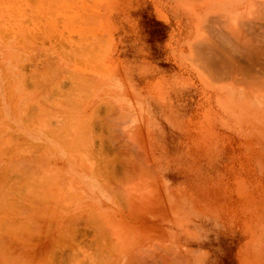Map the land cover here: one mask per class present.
<instances>
[{
    "label": "crops",
    "instance_id": "1",
    "mask_svg": "<svg viewBox=\"0 0 264 264\" xmlns=\"http://www.w3.org/2000/svg\"><path fill=\"white\" fill-rule=\"evenodd\" d=\"M153 1L155 2V10L158 13L161 12V10H159L158 7L161 8L160 6H164L165 8H168V10L171 12V18L172 17L176 18L175 27L170 28L169 32L167 33L166 40L163 43H157L156 47H155L156 53L159 54L160 57L163 56L160 59L158 65L160 64V65L167 66L170 69L169 72L166 71V69H162L160 67H155L151 73L143 72V73L137 74V73H134L133 71H131L129 74H124L123 70L125 69L126 65H124V68L122 70H120V72H116L113 75H107V74L102 75L100 73L90 74V73H85V72H82L80 74V73L74 72L75 74H79V75L75 76V74L72 73V74H74V76H72V75H70V76L75 77V78L73 79L71 77L68 79L69 82H72L74 80L72 82L74 84L68 82L66 84L62 83L59 85V83H58V84H56V86L59 85V87L57 88V91H56L57 97L54 96L55 97L54 98L53 95L51 96V94H53V93L49 94V96H51V98H54V100L52 99L53 101L52 100L51 101L53 103L55 102L57 104L56 106L54 105L55 108L53 107L52 104L50 105V103H52V102L49 101L50 100L49 96H48L49 98L47 99V95L43 96V99L41 97L38 100L39 102H36L33 99L27 100L25 92H24L25 89H22L21 82H20L19 91H18L19 104L17 107L14 106L15 107L14 108L13 105H11V101L9 100L10 98H8V96L10 97L9 89H7V91H6L5 84L3 82L2 83L0 82V99H1L0 119H1V125L4 127L5 126L8 127V125H9L8 130H6V131H5V129L4 130L0 129V132H1V134H0V152H1L0 153V160L1 161H9V147H8L9 143L8 142H9V138H10V127H12L13 132L16 133L14 135H16L18 137L20 136V138L24 137V139L18 138L22 141L23 145L26 143L24 141L26 139L27 142L29 141L28 143H30L31 146H33L35 144L34 147H36V148L40 147L38 149L40 152L44 151V152L48 153V155H49L48 161L51 165V170H50L49 176L51 177V181H53L51 184L54 183L53 185L55 187V190H54L53 185H51V186L49 185V187L46 186L47 189L45 186H38L39 188H35L36 186H34V189H37V190L38 189L44 190V188H45V190H47V192L45 190L43 191V193H45V194L48 193V194L52 195V192L54 191L53 195L50 197L51 201L49 203H51V204L48 203L47 205L46 204L42 205V204L37 203V202H34V204L31 203L30 202L31 199L27 200L28 198H31V197H27L28 195L26 194V192L22 191V189H21L22 187L18 186L17 189L14 190V192H19L18 191V189H19L22 191V192H19V194L21 193L24 195V193H25L26 197H24L23 195H20V196H23L24 198L20 197L21 201L19 200V202L21 203V202L25 201L24 203H22V207H25V209L27 211L25 210L26 211L25 212L24 209H22L21 205H20V207L15 206V208L11 209V210H14V212L16 213L19 209H21L22 212L24 211L23 213L27 217L23 213L20 212L21 210L17 212V216L14 214V212L10 214L8 212V210H10V209L4 208L5 204H3V206H2L3 212H6V215L10 214L11 217H12V214H13V216L15 215L17 217V220H16L15 216L13 218H10V215H9L6 217H9L10 219L2 218V223L6 222L9 225L11 224L10 227L13 225L15 226L16 224H18V225H16L18 227H20V225L22 227L23 224H24L23 226L26 227L25 226V223H26V225L28 224V226L30 225V227H36V229H34L35 231L37 230L41 234H43V232L45 231L47 233V234L45 233V235L46 236L49 235L51 237L54 235L53 233L57 232V229L59 228V226L65 227L66 229H64L63 241L66 240V248H67V244L68 245L74 244V245H72V247L68 246V248L65 249L64 256L69 257L71 255L70 258H74L76 255L77 258L81 259L80 264H98V263L105 264L106 260H107L106 264H117V261H118V264H123L125 261H126L125 264L127 262H130V261L132 262L131 264H136L133 261V258L131 257L133 255H134L133 256L134 260L136 258H137L136 261L139 259V261H137L138 264H140L142 262L140 260H143V259H144L143 261L145 264H146V261H148L147 264H149L150 262L152 264L153 263L152 261L154 258L161 257V256H163L164 260L167 258L165 260L166 262L164 264H187L188 261L190 260V258L195 256V255H200V258H202L203 256L201 254L192 255L191 257H189V259L185 258V256L188 255L187 253H185L186 248L189 247L191 244L196 243L198 241L199 235L201 233V225H200L199 231L195 228V226H199V223H196L199 220V212L197 210H195L190 204H188L189 203L188 200H185L182 197L179 198L178 196H176V194L178 193V186L177 187L171 186L168 183L169 167L170 166L167 164V160H165V155L168 154L169 151L167 149H160V145L158 143V134L160 132H163L164 130H167V128H173V130L177 132L178 139H180V137L183 139L182 143L179 141V143H180L179 145L182 144L181 148L185 147V140H187V139L189 140L188 152L190 153L192 159L194 160V155H195L194 153L197 150V143H198V139L200 137V130H202L201 132L204 131L205 135L207 137H209L208 139L212 140L213 128L218 121V115L219 114L224 115L227 119H234L235 120L237 118V120H238L240 118V122L241 121L246 122L247 125L250 124V125L258 127V126H261L259 124H264V75H263L264 72L260 71V70H264V69H262L264 67V64H263L262 68H260V66L257 68L258 65L262 66L261 63H264V60H263L264 59V56H263L264 51H261L262 48H263L262 50H264V47L262 46V45H264V28H263L264 27V19L259 20L261 17L264 18V12H263L264 9H262V7L264 8V6L260 5V4H263L262 2H264V0H153ZM258 2H261V3H259V5L262 6V7H260V11L262 13L259 11V13L257 12L258 13V15H257V13L253 12V11H255L256 9H259L258 8L259 5L257 6V8L255 7L256 9L254 8V6H256V4ZM239 11H240V13H239ZM207 13H208V16H207ZM217 16H219V17H217ZM213 17H215V18H213ZM216 17L218 18L217 21H216ZM256 17L259 18L258 19L259 23L257 22ZM164 18L165 19L163 21L165 23H170L169 17L166 16ZM251 18L253 19V21ZM213 19H215L214 24L212 23ZM221 19L223 20L224 23H226V25L228 24L227 26H229L231 24L228 27L231 30H228V31L225 30V29H227V27H226V25L223 24ZM246 19L247 20L249 19L248 20L249 23H246L247 22ZM219 20L222 23L218 24ZM237 20L240 21V23H242V24L238 25ZM244 20H246V22ZM254 22L256 23L257 27H256ZM208 23H211L210 26ZM243 23H245L246 25H243ZM247 24H249V25H247ZM259 24L262 26L260 27ZM213 25H215V27L218 25L216 27L217 29L212 28ZM223 25L225 26V29L223 28ZM241 25H243L244 27ZM206 26H209V27H206ZM219 26H220V30L218 29ZM237 26H240L241 28L240 27L236 28ZM221 28H223L224 32ZM211 29H213V31ZM261 29H263V30H261ZM215 30L216 31L218 30L217 33L214 32ZM244 30H245V32H242ZM250 30L252 31V33H249V32H251ZM220 32H222L221 33L222 35L220 34ZM225 32H228V34ZM247 33L250 34L251 36L248 35ZM216 34H217V36H216ZM224 34H226L225 37H224ZM232 34H236V35L233 36ZM215 37H217V38H215ZM227 37H228V39H227ZM230 37H232V39ZM247 37H249V38H247ZM251 37H252V39H251ZM256 37L259 38L260 41ZM241 39L245 44L242 43ZM249 40H250V42H249ZM212 41H213V43H212ZM234 41L236 43H234ZM240 41H241V43H240ZM260 42H262V45ZM229 43H231V44H229ZM251 43L252 44L255 43L256 45L255 44L252 45ZM208 44H210V45H208ZM211 44H213V45H211ZM240 44H241V46H240ZM257 45H261L262 47L257 46ZM231 46H233V47L231 48ZM237 46H239V48ZM249 46H250V49H249ZM219 47H221V48H219ZM257 47H258V49H257ZM203 51H205V53ZM231 51H233V52H231ZM234 51H235V53H234ZM230 52H231V54L229 55ZM251 52H252V54H251ZM255 52H256V54L259 52V54H257L258 56L255 54ZM260 52L263 53V55H261ZM241 53L243 54V56L241 55ZM220 55L222 57L224 56L223 59ZM225 55H227V57ZM228 55L230 56V58H229L230 62L226 59L229 57ZM252 56H254V58ZM260 56H261V58L263 57V59L259 58ZM232 57L234 58V60ZM165 58H166V60H164ZM200 59H201V61H200ZM214 59H217V60H214ZM230 59H232V60H230ZM115 60H117L119 62V64L117 63L115 65H117V66L123 65V61L121 59L116 58ZM259 60L261 62H259ZM198 61H200V62H198ZM231 61H232L233 65H231L232 64ZM249 61L251 62V64ZM238 62H239V64H237ZM240 62H242V63H240ZM104 63H105V60H103V64ZM216 63L217 64L219 63V68L221 71H219V68L217 67L218 65ZM256 63H258V64H256ZM201 64L203 65L204 69H202L203 67ZM212 64H214V65H212ZM234 64H236V66H237V68H235V69H234V67H235ZM241 64H242V66H241ZM220 65H222V66L225 65V66L224 67L221 66L222 67L221 68ZM251 65H252V67H251ZM211 67H213L215 69H213ZM240 67H241V69H240ZM243 67L244 68L247 67V70H246V68L244 69ZM248 67H250V68L248 69ZM256 68L258 70L260 69L258 73H261V75L256 73L258 71ZM224 69H227V70L225 71ZM238 69H239V73H238ZM228 70H230L232 72L234 71V73H232V75H231V72ZM253 70H256V72ZM208 71H209V73H208ZM235 71H237L236 73H238L242 76H240V78H238L239 75L238 74L236 75ZM244 71H246V73ZM248 71L250 72V74L247 73ZM251 73L252 74L255 73V74L252 75ZM85 74H86V76L88 74V77H86V78L87 79L91 78L90 79L91 82L90 81L88 82L85 80L83 82L82 78L85 77ZM224 74H226V77ZM247 74H249V75H247ZM229 75H231V76H229ZM256 75L259 79V82L256 81V80H258V79H256L257 77H254ZM79 76L82 78H80ZM245 76H246L247 80L249 81V82L246 81L249 87L244 82L246 80ZM78 78H80V80ZM86 78H84V79H86ZM243 78H245V80ZM249 78H253L256 83L258 82L260 84H258V83L257 84L256 83L250 84V81L253 83L254 80L253 79L249 80ZM75 79H76V81H75ZM235 79L238 81H236ZM78 80L80 81V83L77 82ZM260 80L263 83V85H261L262 83L260 82ZM111 81L114 82L113 85L110 84ZM242 81L244 83H242ZM82 83L85 84V87L88 83L92 84V85L95 83L96 88L95 87L93 88L94 85L93 86L90 85L91 86L90 87L88 84L87 85L88 88H86V90H83L84 87H82L83 85L81 86ZM255 84H256V86H255ZM258 85L261 86L263 91H261V88H258ZM78 87L81 89V91ZM91 88H92L93 92L90 91ZM20 89H21V91H20ZM22 90H24V91L22 92ZM89 92L93 93V94H90ZM62 94L65 97H63ZM73 94H74V97L72 96ZM87 94L88 95L90 94L89 97ZM44 97H45V99H44ZM55 99L57 102L55 101ZM67 99H69L70 101L69 100L67 101ZM71 99H72V102H71ZM41 100L44 103V105L46 104L48 107L41 105L42 104ZM101 101L103 102V104L108 102V106L106 107L105 105L101 104L102 103ZM21 103L23 105H21ZM33 103L36 106H34ZM61 103H62V105H61ZM66 103H67V105H66ZM68 103L70 106H73V107L70 108ZM73 103H74V105H73ZM98 103H100L99 107H98ZM28 104L31 107L33 106L35 108H33V107L28 108V106H29ZM37 104L39 107H37ZM95 104H96V106H95ZM59 107H60V109L61 108L62 109L58 110ZM65 107H66V109H64ZM76 107H78V108H76ZM108 107L111 109L113 108L112 110H115L114 113L111 112L112 110L109 109ZM12 108H14V109H12ZM43 108H44V111H43ZM45 108L47 109V112H45L46 111ZM105 108H107L108 111L111 110V111H109V113L111 112V114L115 115V117H116V115L119 117V114H120V117L122 119H121V121L119 120L120 118L118 119L119 120V121H117V122H119L118 127L122 133V134L120 133L121 139L123 138L122 140L124 142L127 140L126 141L127 145H125V143L120 139V136H119L120 134L117 135L119 130L116 131L117 129L116 130L114 129L115 132L111 131V129L113 130V128H116L117 125L115 126L114 125L115 123L113 124L111 122V120L113 119L114 116L111 117L110 116L111 114L109 115L106 112L107 110ZM23 109H27L26 111L29 110L28 113L29 112L30 113L28 114L25 110L22 111ZM39 109L41 112H38ZM64 110H65V113H64ZM36 111L38 112V115L46 114V116L40 115L37 117ZM68 111H71V112H68ZM91 111H93V112H91ZM25 112H26V115H25ZM33 112H35V114ZM49 113H51L52 116ZM47 114H49L50 116ZM106 114L108 115V117L111 118V120H110V118L107 117ZM32 115L36 118H34ZM21 116H23V117L21 118ZM47 116L49 117L48 120H46ZM99 116H101V117H99ZM102 116H104V118ZM105 116L108 119H106ZM27 117H29L31 119L33 117L34 123L32 122L31 119H30L31 121L30 120L27 121L29 119ZM40 117L42 118V120L45 123L48 121L49 124L48 123H46V124L47 125L51 124V126H49V127L45 126L46 124H44V122L39 119ZM49 119H51V120L49 121ZM104 119H106V120L104 121ZM35 120L37 122H35ZM66 120H67V122H66ZM107 120H109V122ZM116 120H117V117L115 120H112V121L116 122ZM221 120L224 121L223 117H221ZM80 121H82V123ZM83 121L86 123H84ZM25 122H27V123H25ZM60 122H61V124H60ZM67 123H68V125H67ZM70 123H71V125H69ZM76 123H78V124H76ZM104 123H105L106 127H104ZM108 123L113 124V126H115V127H113V128L111 127L110 129H107L111 125L110 124L109 126H107ZM22 124H24V125H22ZM32 124H34L35 127ZM55 124L57 126H55ZM85 124L86 125L89 124V125L85 126ZM58 125H59V127H58ZM73 126H75V127H73ZM82 126H83V128H82ZM42 128H44V129H42ZM74 128H76V129H74ZM45 129H47L48 131H46ZM61 129L64 131H62ZM106 130H107V134H109L110 136L113 135V137H109L106 134ZM45 131L49 132L50 135L48 136V134H46ZM69 131H70L71 135L68 133ZM108 131H111L110 133H113V134L111 135ZM82 132H84V133H82ZM87 134H89L90 136ZM115 134L117 137L116 140L114 139ZM52 135H53V137H52ZM60 135L63 137V139L65 138L64 139L65 141L62 139V137ZM93 135H95V136H93ZM118 136H119V138H118ZM78 137H79V140H78ZM86 137H87V139H86ZM108 137H109V139L111 138L110 142L107 141V140H109ZM52 138L55 139L56 141L53 140ZM89 138H91V139H89ZM106 138H107V140H106ZM112 138H113L114 142H118L119 141L118 139H120L122 142L119 141V144H118L119 146H118L113 142ZM124 138L125 139L127 138V139L125 140ZM6 139H7V141H6ZM4 141L6 142L7 146H6ZM82 141H84V142H82ZM97 141H100V142H97ZM63 142H64V144H63ZM120 142H121L122 146H121ZM2 143L4 145H2ZM67 143H68L67 149H71L73 147L72 150L66 151L65 146ZM77 143H79V144H77ZM85 143L89 144V146L92 144L90 146L89 150H86V149H88L89 146L86 145ZM22 144H21V146H22L21 150H22V148L25 147V145L23 146ZM72 144H73V146H72ZM111 144H112V146L113 145L115 146V149H113L114 146H113V148H111L112 146L110 147ZM42 145L44 147H41ZM124 145L126 146L127 149L129 148V146H130V148H132V149L129 148L131 151L129 149H128L129 151L126 150L127 156L130 154H133V155H131L133 157V158L131 157L132 158L131 163H129V161L131 160L129 158L130 156L129 157L126 156L127 160H128V158L130 159L128 161V165H127V163H125V162H127V160H125L126 158H123V157H125V156H123L125 153L124 149H126V148H124L125 147ZM84 146H87V148L85 149ZM98 146H99V148H98ZM69 147H71V148H69ZM78 147H80V148H78ZM83 147L85 150H83ZM121 147L123 148V150ZM50 148L52 150H50ZM90 149L91 150L93 149L92 152ZM79 150L81 153L79 152ZM85 151L88 152L89 154L85 153ZM133 152H135V153H133ZM71 154H73L74 156ZM95 154H96V156H95ZM88 155H90V156H88ZM97 155H98V157H97ZM92 156H95V157H92ZM115 156H116V158H115ZM75 157H78V158H75ZM63 159H64V161H63ZM80 159L83 162H81ZM95 159H96V161H94ZM106 160H108V161H106ZM57 162L60 164L57 165ZM116 163H118V164H116ZM100 164H102V165H100ZM104 164H105V166H104ZM107 164H108V166H107ZM84 165L87 167L86 168L87 172H84V170H82V169H85V167L83 168ZM111 165H113L112 168L110 167ZM124 165L125 166L127 165V167H125ZM66 167H68L69 169ZM94 168H95V170L99 169L98 171L96 170L98 172V176L100 175L99 177L96 176L95 173H97V172L94 170ZM123 168H125V169H123ZM0 169H3V170H1V172L2 171L3 172L2 173L0 172V179L2 181L1 185H3V182L5 181L4 178L7 179L6 177H8V175H9V169L6 167L5 168L1 167ZM126 169L127 170L131 169L133 174L130 175L129 172L131 170L127 171ZM5 170H7L8 172ZM109 170H111V171L108 172ZM133 170H135V171H133ZM105 171H106V173H104ZM58 172H59V174H57ZM111 172H113L115 175L112 174ZM123 172H124V174H123ZM125 172H127L128 174H126ZM4 173H6V174L8 173L6 175V177L3 176V175H5ZM54 173H55V175L56 174L57 175L55 176ZM121 174H122V176H121ZM107 175H109V177H110V178L108 177V180H110L109 181L110 183L106 182V181H108L106 178ZM129 175L133 177V178H131L132 179L131 182L129 181L131 179L127 178ZM139 175H140V177H139ZM60 176H62V177L60 178ZM111 176H112V178H111ZM114 176H116V177H114ZM52 177L53 178L58 177L60 179V181L57 180L56 182H54V179H52ZM65 177H67V178H65ZM102 178L104 180H106L105 183H104ZM114 179H115V182H117V183H120V181H121L120 184H122V182H123L122 185H124V182L127 181L126 179H128V182H130V183L127 182L128 184H126L124 186L114 183V186H113L112 183H113ZM111 180H112V182H111ZM57 182H59V186H58ZM60 182L62 184H64V186ZM64 182H66V183H64ZM55 183H57V184H55ZM65 184H67V185H65ZM109 184L111 187H109V186L108 187L110 189L112 188L111 190H109V188L106 186ZM115 184H116V186H115ZM3 186L0 187V193L2 194V196L4 193H9V190H10L9 186H4L6 189V191H5ZM41 187H42V189H41ZM64 187H65V189H62ZM49 188L52 189V191ZM114 188H115V190H114ZM48 190H50V191H48ZM121 190H122V192H121ZM34 191L35 190L32 191V194H36L38 192L37 191L35 193ZM57 191H59V192L61 191L60 193L65 191V193H63V195L59 193L60 195H58ZM49 192H51V193H49ZM56 192H57V194H56ZM116 192H118V193H116ZM39 193H40V191H39ZM54 193L56 194L55 196H54ZM68 193H72L75 195H77V193H78V194L82 195L83 198L79 199V201H77L74 204V202H72V201H74V196H72V198L69 197L70 198L69 199ZM111 193H113V194H111ZM64 194H66L67 197ZM63 196L65 198H63ZM116 196H119V198H124V199H119ZM58 197H60V198H58ZM114 197H116L117 200H116V198L114 199ZM22 199H23V201H22ZM71 199H73V200L71 201ZM66 200H67V202H66ZM26 201H29L33 205L32 206L33 208L31 210H30L31 206H29L30 203H28ZM59 201H61L63 206L60 205L61 203ZM19 202H18V204H19ZM68 202L73 203L74 206H72L71 208L67 207L68 205L65 206L64 204L68 203ZM116 202H117V204H116ZM35 203L37 204V207L39 206L38 208L36 206H34ZM53 203H55V204L53 205ZM56 203H59V204H56ZM126 204H128L129 206ZM124 205L126 207H123ZM27 206H29V207H27ZM57 206H58V208H56ZM151 206H154V207H151ZM48 207H51V208H48ZM63 207H65L64 210H63ZM147 207H149V208L151 207V208L148 209ZM67 208H69V209H67ZM43 209H45V211ZM46 209H50V210H46ZM41 210H43V211H41ZM55 210L57 211L56 213H55ZM180 210L181 211L191 210L192 214L187 215L188 217L187 216L184 217V215H182L180 213ZM28 211H29V213H28ZM46 211H49L51 213L49 214V212H46ZM81 212H85L84 216H86V217L89 216L88 214H89V212H91L90 216H89V218L91 217V220L90 219H84V222H81L83 220V217H84V216H82V220L79 221L80 220L79 218H81V217L78 215H83V214H80ZM92 212L95 213L94 215L96 216V218L98 217L97 220L99 219L98 222L96 220V225L98 224V226H99L102 223H103V225L105 224L104 227H106V228H103L104 229L103 231H105V229H107L106 231H108L111 234V236H109L108 232L107 233L102 232V228H100L101 225H100V227L97 226V228H99V231L97 228L93 229L92 226H94V224L92 225V223H95L94 222L95 217L94 216L92 217V215H91V214H93ZM30 214H31V216H30ZM36 214H38V215H36ZM75 214H78L77 215L78 218ZM3 215H5V214L3 213ZM3 215H2V217H4ZM35 215H36L37 219L35 218ZM52 215H53V217H51ZM45 216H46V218H45ZM67 216L68 217L71 216L70 219L68 220V222L70 221L69 224H68V222H66V220L68 219ZM170 216H172V219H173L171 221H169ZM18 217H20V218H18ZM42 217H43V219H42ZM86 217H84V218H86ZM55 218H57V219H55ZM72 218H74V220ZM93 218H94V220H93ZM156 218H159V219H156ZM185 218H186L188 224H185ZM11 219H12V221H11ZM47 219H48V221H47ZM76 219H78L79 223L74 224L77 222ZM19 220H22V221H20V223L21 222H24V223L19 225V223L17 222ZM71 220H73V221H71ZM85 220H88L91 222H87ZM164 220H167L166 226L164 225V222H163ZM14 221L16 222V224ZM27 221H29V223H27ZM57 221H59V222H57ZM108 221H109V224H108ZM0 222H1V220H0ZM8 222H11V223H8ZM37 222H41V223H37ZM44 222L46 224H44ZM6 223H5V226L8 227V229H6V230L7 231L9 230L7 232V236H8L9 235L8 233H10V229H9V225H6ZM32 223H33V225H32ZM50 223H51V225H50ZM62 223L67 224V225H62ZM84 223H86V224H84ZM88 223H90V224L88 225ZM37 225H39L38 226L39 229H37ZM69 225H70V227H69ZM78 225H79V228L77 227ZM84 225H86V226L88 225L89 228L84 226ZM190 225H192L193 227H192L191 231L188 232L186 227H188ZM3 226H4V224H3ZM41 227H42V229H41ZM47 228L49 229V231ZM51 228H52V230H51ZM85 228L87 231L83 230ZM71 230H72V232H71ZM88 230H91V231H88ZM94 230L96 232H94ZM3 231H5V229ZM67 232L69 233V235L71 232L70 239L67 235L68 234ZM74 232H76V233L78 232L77 233L78 236ZM98 232L100 234L99 237L97 236ZM72 233L74 234V237L77 238L76 240L72 236L73 235ZM79 233H80V235H79ZM38 234L39 233H37V235H36L35 232H34L35 236L33 234H31V236L33 235V237H34V239H33L34 241L35 240L37 241L38 236H40V234L39 235ZM103 234L107 235V236L103 237L102 236ZM19 235H20V230H19ZM81 235H82V237H81ZM94 235L97 237L95 238ZM171 235H173V237H174L173 238L174 244L167 243L169 241ZM33 237H31V238H33ZM65 237H66V239H65ZM101 237H103V238H101ZM186 237L190 240L189 246L186 244L183 245L185 240H186ZM31 238H29V239H31ZM108 238H110L111 241H109L110 239L108 240ZM83 239H84V242L82 241ZM98 239H100V240L98 241ZM68 240H71V241L69 242ZM93 240H94L95 244L94 245L89 244V242H92ZM107 240H108V242H107ZM95 241H98V243ZM112 241H114L113 245H109L110 243H112ZM86 242L90 247L89 249H90L91 254L94 253V255L96 256L97 252H98V256H96V257H98L100 262H98L99 260H97L94 255L92 256L90 254L89 249L88 250L86 249V248H88V246L85 244ZM104 243H106V244L108 243V245L104 246ZM115 243L116 244L118 243L117 244L118 246L116 245L118 248H115V246H114ZM84 244L87 246L86 248H84L85 247ZM108 246H110V248ZM103 247L105 249L108 248V250L110 249L109 253L114 248V250H116L115 252L117 254L114 255L115 252H111L112 254L109 255V253L107 254L108 250H105ZM91 249H93V250H91ZM95 249L97 250V252H95L96 251ZM67 250H69V251L67 252ZM85 250H86V252H85ZM72 251H75V252H72ZM92 251H93V253H92ZM71 252H72V254H71ZM104 252H105V255L103 254ZM48 253H50V255L51 254L52 255L50 256ZM48 253H45V255L42 256V257H44L43 260L40 259V255H37V253H35V255H33V259L36 260V264H47V262L49 264H52V263L56 264V261L53 259V256L55 255L56 257H58V255L55 253L53 254L52 252H48ZM73 253H75V254L73 255ZM138 254H141V255H138ZM106 255H109V259H107L108 256L104 257ZM113 255L115 257H113ZM135 255H137V256H135ZM34 256L35 257L37 256V258H35ZM45 256H47L48 259ZM110 256H112V258L115 259V260L113 259L114 260L113 262L110 261L111 260ZM142 256H143V258H142ZM50 257L53 259V261ZM99 257L106 258V259H101ZM127 258H128V261L126 260ZM147 258L149 260L150 259L151 260L149 261ZM85 260H87V261H85ZM82 261H84V263ZM101 262H103V263H101ZM159 262H160V264L162 263L161 261H158L157 264H159ZM64 264H68V261H66V263H64ZM127 264H129V263H127Z\"/></svg>",
    "mask_w": 264,
    "mask_h": 264
},
{
    "label": "rangeland",
    "instance_id": "2",
    "mask_svg": "<svg viewBox=\"0 0 264 264\" xmlns=\"http://www.w3.org/2000/svg\"><path fill=\"white\" fill-rule=\"evenodd\" d=\"M84 1H86L87 5H96V8H98H94L96 11L91 9V12L89 10L88 11L90 15L92 13L93 17H96L95 20L97 19V25L95 27L98 29L97 37L101 38L103 42H101V44H103L105 47V49L102 48L103 46L101 47L103 50H105L106 58L104 64L103 58L100 56L98 58H102L101 60L97 58L94 60L92 56H89L91 62L92 60L94 62L93 65L92 63H89L90 60L87 58L88 55L82 53L80 46L78 47L76 44H74V42L72 43V41L78 39L77 33L74 34L75 31L72 33L70 29L68 30L63 28L61 26L63 18L58 15L53 16L54 19H52L56 22V25L54 24V30H52L53 32L51 31V35L48 33L50 35L49 38L47 37L48 40L46 39L42 42L39 38L41 35L39 32L43 29L33 27L31 22L26 24L25 21H27L28 18H26L24 22L22 21V23L25 24L22 25L23 29L21 36L19 35L20 38L17 34L12 33L11 35V33L6 32V36L10 37L7 39L10 41L9 45L5 44L7 47L6 50L8 49L7 51H9V53L11 52L12 55L14 54L12 56L10 53L8 56L11 55L13 60L16 56H18V54H20L25 58L27 57L31 59L32 62V60L34 61L35 58H40L42 56L41 54L46 53L43 55L46 57L45 59H47L49 52V54H56L53 56L48 55L52 56V58L49 59L50 57H48L47 61L50 60L51 62L52 59V61H57L56 59H58V62H54L57 64L56 67H59V69L64 68L65 70L62 69L61 71H64L65 73L59 72L60 75L53 73L54 76L56 75V78L53 77L55 80L51 78L53 74L50 77L53 79L54 83L53 85H50L49 90L53 93L51 95L55 96H57L56 91L58 86L62 83H68V79L71 78L69 76L74 72H78L80 74L82 72L90 74H103L104 71V74L108 75L111 73V75H113L116 72H120V70L124 68V65H126L125 69L123 70L124 74H129L131 71L137 74L143 72L151 73L155 67L166 69V71L169 72L170 69L167 66L160 64L158 65L160 59L163 56L160 57L159 54L156 53L155 48L157 43H163L166 40L167 33L169 32L170 28L175 27L176 18H171V12L168 10V8L160 6L161 8L158 7V9L161 10V12L158 13L155 10V2L153 0H92L93 2L98 1V4H94L92 2L93 5L91 0H89V2L88 0ZM166 16L169 17L170 23H165L163 21L165 19L164 17ZM57 18L59 22L55 20ZM40 20L41 22L42 20L47 21L46 18L43 17H39L38 21L40 22ZM29 21L30 20L28 19L27 22ZM26 25L30 26H27V29L24 30ZM36 29H38L39 32ZM27 30L31 31L27 32ZM24 31L26 33H24ZM36 31L38 34H40L39 36L37 35ZM28 33H30V35L31 33L36 35H33V40L30 38L31 42H25L24 46V42L21 43L18 41V39H21V41L25 40V37L27 36L25 34ZM8 34L10 36H8ZM15 35L16 39L14 41ZM3 36L5 37V34ZM22 36L24 38H21ZM29 36L26 38L28 39ZM34 40H39L40 42H38L40 43V46H42L43 43V49H40L42 47H40L38 42H35ZM49 40L51 42L53 41V43L51 44ZM17 41L22 45L20 43V45H15ZM32 41H34V43ZM48 41L49 43H47ZM62 41L65 43L63 44ZM28 43H31L32 47L30 46L31 44ZM26 44L31 48H29ZM72 44H74V46ZM1 46L0 48L4 49H1L0 51V65L3 62V66L1 65L2 68L0 66V82L5 84L6 89L9 88L11 105L17 107L19 104V85L23 80L21 78L23 76L24 70L27 74L30 73V70L31 72H34V69L37 70L38 67L40 69V67L43 65H41L42 62L40 63L37 59V61H34L36 63H31L28 59L24 60L25 58L23 56V60H21V58H19L21 61L18 60L22 64L15 60L12 61L10 58H8V56H6L8 52L4 51V45L2 47ZM18 46L22 50L19 49ZM64 46H68L69 49H66L67 47ZM75 46L79 49V54L76 55L74 54L76 53L77 49ZM8 47L11 49V51ZM26 47L31 49L32 52ZM17 48L18 52H12ZM38 48L40 50H38ZM47 48L49 51H46ZM19 50H26L27 53H25L26 51L20 53ZM35 51L38 53H34ZM3 52H5V56L4 54H1ZM15 53L18 54L15 55ZM33 53L35 58L31 56ZM62 53H67L65 55L66 58L64 57L65 60L63 59L64 55ZM38 54L40 56L36 57ZM60 54L63 56H60ZM1 55L4 56V58L6 57L7 60L2 59ZM56 56L58 57L56 58ZM18 57L16 58L18 59ZM116 58L121 59L123 61V65H115L117 63L119 64V62L115 60ZM74 59L76 61L79 59L80 60L74 63ZM86 59H88L89 62ZM164 60H166V58ZM95 64L98 66L100 65L99 68L101 69L98 70V66ZM66 65H69L68 68ZM89 66L91 67L89 68ZM66 70H68L67 73ZM18 79L20 81H17ZM30 79L31 77L29 75L26 76L25 81L27 80L28 83H26L28 86H30V84L32 85L34 82V80ZM58 82L59 85L56 86V83ZM110 84L113 85L114 82L111 81ZM10 87L12 89H10ZM11 90L12 92H10ZM11 93H13V95ZM221 117H223L224 121L221 120ZM259 125L261 126L256 127L250 124L247 125L246 122H240V118L238 120L237 118L235 120L227 119L224 115L219 114L218 121L213 128L212 140L208 139L209 137L205 135L204 131L201 132L202 130H200V137L197 143V150L194 153V160L188 152L189 140H185V147L181 148L182 144L179 145V141L182 143L183 139L181 137L178 139L177 132L174 131L173 128H167V130H164L158 134V143L160 145V149H167L169 151L168 154L165 155V160H167V164L170 166L168 183L171 186H178V193L176 196L188 200V204H190L195 210L199 212V220L196 222L199 223V226H195V228L199 231L201 225L199 239L196 243L189 246L190 240L186 237L183 245L186 244L189 246L185 250V253L188 254L185 256L186 259H189V257L195 254H201L203 257L200 258V255H195L190 258V262L188 261L187 264H264V124ZM1 126L0 119V127ZM4 128L5 131L8 130L7 126H2L0 129ZM14 134L16 133H14L12 127H10L9 143H11L10 146L8 145L9 161L0 160V168L8 167L12 164L15 165V159L13 158L18 157L19 151L21 150V147H19L21 146V140L18 139L20 136L18 137ZM10 151L12 152V156ZM28 151L25 154L26 156L24 155V158H35L37 161H39H36L35 165L43 163L42 165L46 168V171H44L45 168L42 169V165H38V167H40L44 173L47 174V178H50L48 175H50L51 167L48 164L49 161L44 160H48V153L44 152L43 155V152L41 153L40 151V153L30 152V149H28ZM33 153L35 154L33 155ZM39 154L40 156H37ZM9 174L10 175L6 177V182L4 181V185L10 187L9 193H4L3 196L0 194L1 219L3 213L6 214V212H3L2 210L3 204H5L4 208L14 209V206L19 205L18 202L20 200V197H17L20 194L17 192H12L17 189L19 180L14 172H9ZM54 179H56V181L58 180L57 178ZM1 182L2 181L0 179V185ZM72 196H74V201H72L74 204L79 201V199L83 198V196L79 194H72ZM64 205H68L67 207L70 208L74 206L73 203L69 202L65 203ZM147 208L150 209L149 207ZM11 209L9 210L10 214L14 212V210ZM180 213L184 215V217L192 214L191 210H180ZM3 216L6 217L7 215ZM171 220H173L172 216H170L169 221ZM163 222L166 226L167 220H164ZM185 224H188L186 218ZM192 227V225L186 227L187 231H191ZM16 229L17 227H15V230ZM0 230L2 231L3 229L0 227ZM0 235L6 236V230L0 232ZM173 238V235H171L167 243L174 244ZM89 244H92V242H89ZM79 261L81 263V259H79Z\"/></svg>",
    "mask_w": 264,
    "mask_h": 264
},
{
    "label": "bare ground",
    "instance_id": "3",
    "mask_svg": "<svg viewBox=\"0 0 264 264\" xmlns=\"http://www.w3.org/2000/svg\"><path fill=\"white\" fill-rule=\"evenodd\" d=\"M99 1V0H98ZM98 1L96 2H93L92 0H91V3L93 2L94 4H98ZM88 2H89V0H88ZM190 2V1H189ZM192 2V1H191ZM198 2V1H197ZM86 3V1H84V0H0V46L2 45H4L3 47H5V50L4 51H7L6 50V46H5V44L7 45H9V43H10V41L9 40H7L8 38H10V37H7L6 35V32H8V33H11V35H12V33H14V34H17L18 35V37H19V35L21 36V33H22V29H23V24H25V23H22V21L24 22L25 21V19L26 18H28L30 21L29 22H27L28 21V19H27V21H25L26 22V24H29L30 22L32 23V26L33 27H36V28H40V29H43V30H40V32L38 31V29H36L40 34H38V32L36 31V33H37V35L39 36L40 35V39H41V42L42 41H44V40H48V38H49V36L51 35L50 33H51V31L52 30H54L53 28H54V24L56 23L55 21H53L52 19H54L53 18V16H55V15H58V16H60V17H62L63 18V21L61 22V26L63 27V28H65V29H70V31L73 33L74 31V34H76L77 33V37H78V41H79V44H78V41L77 40H74V41H72V43L74 42V44H76V46H80V49H82V53L83 54H86V55H88V57L87 58H89V56H92L93 58H94V60H95V58H97V59H99L98 57L100 56V57H102L103 58V60H105V50H103L102 48H104L105 49V47L103 46V44H101V42H102V40H101V38H98L97 36H98V29L97 28H95L96 27V22H97V19L95 20V16L93 17V15H92V13H91V15L89 14V11L91 12V10H93V11H96V10H94V8H96L97 6L96 5H93V3H92V5L93 6H91V4L90 5H87V3ZM259 3H261V2H258L257 4H256V6H254V8L256 7L257 8V6L259 5ZM263 4H260V5H262V6H264V2H262ZM196 4V3H195ZM258 6V8L259 9H256L255 11H253V12H258L259 13V11H260V7H262V6ZM196 6V5H195ZM91 9V10H90ZM96 9H98V8H96ZM262 9H264L263 7H262ZM16 10V11H15ZM89 10V11H88ZM204 12V11H203ZM207 12V11H206ZM261 12V11H260ZM264 12V11H263ZM95 13V12H94ZM201 13V12H200ZM239 13H240V11H239ZM258 13H257V15H258ZM262 13V12H261ZM205 16V15H204ZM207 16H208V13H207ZM256 16V15H255ZM39 17H43V18H46V20L47 21H44V20H42V22H41V20H40V22L38 21V19H39ZM217 17H219V16H217ZM216 17V21L218 20V18ZM258 17V16H257ZM256 17V20H257V22L259 23V21H258V19L259 18H257ZM56 18V17H55ZM59 18V17H58ZM58 18L57 19H55L56 21H58ZM213 18H215V17H213ZM223 18V17H222ZM253 18V17H252ZM251 18V19H252ZM24 19V20H23ZM250 19V20H251ZM255 19V18H254ZM261 19H264L263 17H261L259 20H261ZM210 20V19H209ZM222 20V19H221ZM247 20V19H246ZM246 20H244L245 22H246ZM249 20V19H248ZM248 20H247V22L246 23H249L248 22ZM44 21V22H43ZM212 21V20H211ZM238 21V20H237ZM243 21V22H244ZM252 21H253V19H252ZM59 22V21H58ZM198 22V21H197ZM214 22H215V19H213V24H214ZM222 22H223V20H222ZM220 20H219V22H218V24H220V23H222ZM255 23V22H254ZM209 24V26H210V24L211 23H208ZM223 24L224 25H226V23H224L223 22ZM238 25L239 24H242V23H240V21H238V23H237ZM236 24V25H237ZM56 25V24H55ZM57 25H58V23H57ZM216 25V24H215ZM215 25H213V27L212 28H215V29H217L216 27L218 26H216L215 27ZM223 25V28L225 29V26ZM228 25V24H227ZM226 25V27H227V29H225V30H231V29H229L228 27L231 25H229V26H227ZM233 25V24H232ZM243 25H246L245 23H243ZM243 25H241V26H243ZM247 25H249V24H247ZM255 25H256V23H255ZM27 26L29 27L30 25H26V28H24V30L25 29H27ZM209 26H206V27H209ZM259 26L261 27L262 25H260L259 24ZM202 27V26H201ZM222 27V26H221ZM238 27H240V26H237L236 28H238ZM244 27V26H243ZM250 27V26H249ZM256 27H257V25H256ZM203 28V27H202ZM223 28H221L222 30H223ZM235 28V29H236ZM241 28V27H240ZM252 28V27H251ZM250 28V29H251ZM264 28V27H263ZM33 29H35V28H33ZM198 29V28H197ZM204 29V28H203ZM218 29L220 30V26L218 27ZM244 29V28H243ZM257 29V28H256ZM259 29V28H258ZM208 30V29H207ZM212 31H213V29H211ZM249 30V29H248ZM252 30V29H251ZM250 30V31H251ZM261 30H263V29H261ZM31 31V30H30ZM29 30H27V32H30ZM41 31H42V33H41ZM50 31V32H49ZM197 31V30H196ZM211 31V32H212ZM218 31V30H217ZM217 31L215 30L214 32H216L217 33ZM233 31V30H232ZM231 31V32H232ZM254 31V30H253ZM53 32V31H52ZM55 32V31H54ZM204 32V31H203ZM213 32V33H214ZM223 32H224V30H223ZM238 32V31H237ZM242 32H245V30L244 31H242ZM3 33V34H2ZM24 33H26L25 31H24ZM50 35H49V34ZM222 32H220V34H221ZM225 33H227L228 34V32H225ZM236 33V32H235ZM249 33H252V31L251 32H249ZM5 34V37L3 36ZM67 34V33H66ZM69 34H70V32H69ZM101 34V33H100ZM248 34V33H247ZM25 35H27V36H29L30 35V33H28V34H25ZM33 35L35 36L36 34H32L31 33V35L30 36H32V37H30L29 36V40L25 37V40H22L21 41V39L19 40L18 39V41H20L21 43L22 42H24V46H25V42L27 43L28 41H30V38H31V40H33ZM61 35H62V33H61ZM64 35V34H63ZM222 35V34H221ZM225 35L226 34H224V37H225ZM230 35V34H229ZM233 36H235L236 34H232ZM231 35V36H232ZM243 35V34H242ZM248 35H250V34H248ZM8 36H10L9 34H8ZM37 36V37H38ZM213 36V35H212ZM216 36H217V34H216ZM238 36V35H237ZM251 36V35H250ZM48 37V38H47ZM58 37V36H57ZM68 37V36H67ZM220 37V36H219ZM223 37V36H222ZM260 37V36H259ZM20 38V37H19ZM21 38H24L23 36L21 37ZM66 38V37H65ZM215 38H217V37H215ZM231 39H232V37H230ZM235 38V37H234ZM247 38H249V37H247ZM257 38V37H256ZM15 39H16V35H15V38H14V41H15ZM38 39V38H37ZM39 39V40H40ZM51 39H52V37H51ZM55 39V38H54ZM60 39V38H59ZM74 39V38H73ZM227 39H228V37H227ZM244 39V38H243ZM251 39H252V37H251ZM258 40H259V38H257ZM38 40V41H39ZM101 40V41H100ZM17 41V43L15 44V45H17V44H19L20 42H18ZM35 42H38V41H36V40H34ZM34 41H32L33 43H34ZM50 41V40H49ZM49 41L47 42V43H49ZM57 41V40H56ZM65 41H67V40H65ZM75 41H77V42H75ZM225 41V40H224ZM229 41V40H228ZM241 41H242V39H241ZM241 41H240V43H241ZM253 41V40H252ZM260 41V40H259ZM258 41V42H259ZM31 42V41H30ZM40 42V41H39ZM38 42V44H39V46H40V43ZM46 42V41H45ZM51 42V41H50ZM61 42V41H60ZM209 42V41H208ZM226 42V41H225ZM231 42V41H230ZM249 42H250V40H249ZM263 42V41H262ZM262 42H260L261 43V45H262ZM13 43H15V42H13ZM20 43V44H21ZM53 43V41L51 42V44ZM62 43H63V41H62ZM65 43V42H64ZM63 43V44H64ZM69 43V42H68ZM103 43V42H102ZM210 43V42H209ZM212 43H213V41H212ZM221 43V42H220ZM233 43V42H232ZM234 43H236L235 41H234ZM242 43L243 44H245L243 41H242ZM253 43V42H252ZM251 43V44H252ZM19 44V45H20ZM28 44H31V43H28ZM37 44V43H36ZM35 44V45H36ZM38 44H37V46H38ZM50 44V45H51ZM61 44V43H60ZM63 44H62V46H63ZM74 44H72L73 46H74ZM78 44V45H77ZM229 44H231V43H229ZM239 44V43H238ZM237 44V45H238ZM255 44V43H254ZM254 44H252V45H254ZM22 45V44H21ZM27 45V44H26ZM47 45H49V44H47ZM46 45V46H47ZM66 45H67V43H66ZM208 45H210V44H208ZM211 45H213V44H211ZM228 45V44H227ZM235 45V44H234ZM256 45V44H255ZM257 45V46H260V47H264V45ZM1 46V47H2ZM23 46V47H24ZM29 48H31L32 47V44L29 46V45H27ZM57 46V45H56ZM75 46V47H76ZM103 46V47H102ZM240 46H241V44H240ZM20 47H22V46H20ZM28 47H26L27 49H28ZM40 47H42V48H40ZM39 48L40 49H43V43H42V46H40ZM48 47H50V46H48ZM53 47V46H52ZM51 47V48H52ZM64 47H67L66 49H69L68 48V46H64ZM71 47V46H70ZM78 47H76L75 49H76V53H74L75 55L76 54H79L78 53ZM102 47V48H101ZM233 46H231V48H232ZM238 48H239V46H237ZM9 48V47H8ZM14 48V47H13ZM18 48H19V46H18ZM18 48L15 50V49H13V50H15V51H12V52H18L17 50H18ZM35 48V47H34ZM38 48V50H40ZM56 48H58V47H56ZM214 48V47H213ZM219 48H221V47H219ZM246 48V47H245ZM1 49H4V48H0V51H1ZM10 49V48H9ZM19 49H21V48H19ZM25 49V48H24ZM36 49V48H35ZM50 49V48H49ZM54 49V48H53ZM52 49V50H53ZM59 49H60V46H59ZM63 49V48H62ZM65 49V48H64ZM230 49V48H229ZM234 49V48H233ZM249 49H250V46H249ZM257 49H258V47H257ZM256 49V50H257ZM260 49V48H259ZM263 49V48H262ZM261 49V51H264V50H262ZM22 50V49H21ZM29 51L31 50V49H28ZM38 50H36V51H38ZM48 50V48L46 49V51ZM241 50V49H240ZM3 51V50H2ZM10 51H11V49H10ZM20 51V50H19ZM26 50H23V51H20V53L21 52H25ZM34 52V53H38V52ZM49 51V50H48ZM50 51H51V49H50ZM71 51H74V50H71ZM84 51V52H83ZM239 51V50H238ZM244 51V50H243ZM247 51V50H246ZM249 51V50H248ZM253 51V50H252ZM260 51V50H259ZM8 52V54H6V56H8L10 53H9V51H7ZM31 52H32V50H31ZM41 52V51H40ZM69 52H70V50H69ZM204 53H205V51H203ZM207 52V51H206ZM225 52V51H224ZM227 52V51H226ZM231 52H233V51H231ZM231 52L229 53V55L231 54ZM257 52V51H256ZM256 52H255V54H256ZM5 52H3V53H1L2 55L4 54ZM25 53H27V51L25 52ZM30 53V52H29ZM34 53L31 55V56H33L34 55ZM50 53V52H49ZM48 53V55H56V54H54V53H52V54H49ZM81 53V52H80ZM209 53V52H208ZM234 53H235V51H234ZM237 53V52H236ZM248 53V52H247ZM261 53V52H260ZM18 54V53H17ZM16 53H15V55H17ZM24 54V53H23ZM44 54H46V53H44ZM44 54H41L42 56L40 57V58H35V56H33V58H35V60L34 61H39L40 63H41V65H43L42 67H40V69H39V67H38V65H37V70L36 69H34L35 71L33 72H31V70H30V73H27L26 74V71L24 70V73H23V76H22V78L21 79H23L22 81H21V85H22V89H25V91L24 90H22V92L24 91L25 92V95H26V98H27V100L28 99H33L34 101H36V102H39L38 100L42 97V99H43V96H46L47 95V97L49 96V94H50V90H49V87H50V85H52L54 82H53V77H55L54 76V74H57V75H60L59 74V72H64V71H61L62 69H64V68H61V69H59V67L57 68L56 67V63H54V62H58L59 60L58 59H56L57 61H52L51 60V62H50V60L49 61H47L48 60V57H50L49 59H51L52 58V56H48L47 55V59H45L46 57H44L43 55ZM59 54V53H58ZM64 56H63V55ZM62 54H60V56L62 55L63 56V59H64V57L66 58V54L65 53H62ZM73 54V55H74ZM82 54V55H83ZM238 54V53H237ZM250 54V53H249ZM251 54H252V52H251ZM257 54H259V52L257 53ZM256 54V55H257ZM1 55V56H2ZM11 55H12V53H11ZM11 55L10 56H8V58H10L11 60H12V57H11ZM14 55V54H13ZM12 55V56H13ZM20 54H18V56H19ZM29 55V54H28ZM36 55V54H35ZM213 55V54H212ZM219 55V54H218ZM228 55V56H229ZM239 55V54H238ZM241 55L243 56V54L241 53ZM261 55H263V53H261ZM4 56H5V54H4ZM4 56H2V59H4V60H7L6 59V57L4 58ZM18 56H16V57H18ZM23 56V55H22ZM21 55L18 57V59L15 57H13L14 59L13 60H15V61H18V60H20L19 58H21V60H23L22 58L24 57H22ZM38 56H40L39 54L36 56V57H38ZM60 56H59V58H60ZM83 56H85V55H83ZM221 56V55H220ZM226 57H227V55H225ZM233 56V55H232ZM245 56V55H244ZM255 56V55H254ZM254 56H252L253 58H254ZM258 56V55H257ZM264 56V55H263ZM30 57V56H29ZM58 56H56V58H57ZM69 57H70V55H69ZM68 57V58H69ZM222 57V56H221ZM224 57V56H223ZM223 57H222V59H223ZM236 57V56H235ZM247 57V56H246ZM25 58V57H24ZM30 58H32V57H30ZM73 58V57H72ZM101 58V59H102ZM229 58H230V56L228 57V58H226L228 61H229ZM233 58V57H232ZM240 58V57H239ZM251 58V57H250ZM252 58V59H253ZM259 58H261V56L259 57ZM30 60V62H31V59H29V58H25L24 60ZM37 59V60H36ZM101 59H99V60H101ZM208 59V58H207ZM221 59V60H222ZM257 59V58H256ZM261 59H263V57L261 58ZM260 59V60H261ZM12 60V61H13ZM20 60V61H21ZM65 60V59H64ZM63 60V61H64ZM67 60V59H66ZM72 60V59H71ZM80 60V59H79ZM79 60H77V61H79ZM86 60H88V59H86ZM89 60H90V58H89ZM89 60H88V62H89ZM214 60H217V59H214ZM226 60V61H227ZM230 60H232V59H230ZM233 60H234V58H233ZM245 60V59H244ZM259 60V62H261ZM264 60V59H263ZM20 61H18V62H20ZM33 60H32V62L31 63H33L34 62ZM68 61V60H67ZM67 61H65V62H67ZM75 59H74V63L75 62H77ZM200 61H201V59H200ZM200 61H198V62H200ZM225 61V60H224ZM227 61V62H228ZM254 61V60H253ZM49 62V63H48ZM62 62V61H61ZM230 62V61H229ZM250 62V61H249ZM3 63V62H2ZM2 63H1V65H2ZM5 63V62H4ZM11 63H13V62H11ZM21 63V62H20ZM26 63H28V62H26ZM34 63H36V62H34ZM72 63V62H71ZM82 63V62H81ZM89 63H92V65H93V60H92V62H91V60H90V62ZM209 63V62H208ZM231 63H232V61H231ZM240 63H242V62H240ZM6 64V63H5ZM22 64V63H21ZM59 64V63H58ZM79 64V63H78ZM203 64V63H202ZM201 64V65H202ZM217 64V63H216ZM229 64V63H228ZM237 64H239V62L237 63ZM245 64V63H244ZM250 64H251V62H250ZM255 64V63H254ZM253 64V65H254ZM256 64H258V63H256ZM262 64V66L261 65H258L257 66V68L260 66V68H262L263 67V64L264 63H261ZM0 65V66H1ZM10 65V64H9ZM77 65V64H76ZM82 65V64H81ZM80 65V66H81ZM96 66H98L97 64H95ZM200 65V66H201ZM206 65V64H205ZM212 65H214V64H212ZM211 65V66H212ZM218 66V68H219V63L217 64ZM231 65H233V63L231 64ZM230 65V66H231ZM3 66V65H2ZM2 66H1V68H2ZM61 66V65H60ZM67 66V65H66ZM69 66V65H68ZM68 66H67V68H68ZM83 66V65H82ZM81 66V67H82ZM88 66V65H87ZM100 66V65H99ZM99 66H98V70H100L101 68H99ZM198 66V65H197ZM222 65H220V67H221ZM225 66V65H224ZM224 66H222V67H224ZM234 69L235 68H237V66H236V64H234ZM241 66H242V64H241ZM250 66V65H249ZM34 67V66H33ZM85 67H86V65H85ZM91 66H89V68H90ZM202 67H203V65H202ZM221 67V68H222ZM228 67V66H227ZM233 67V66H232ZM231 67V68H232ZM251 67H252V65H251ZM256 67V66H255ZM20 68V67H19ZM19 68H17V69H19ZM104 68V67H103ZM207 68V67H206ZM211 68H213V67H211ZM226 68V67H225ZM229 68V67H228ZM230 68V69H231ZM244 68V67H243ZM246 68V70H247V67H245ZM244 68V69H245ZM250 67H248V69H249ZM256 68V69H257ZM86 69H88V68H86ZM85 69V70H86ZM96 69V68H95ZM202 69H204V67L202 68ZM213 69H215V68H213ZM240 69H241V67H240ZM255 69V68H254ZM262 69H264V67L262 68ZM2 70V69H1ZM65 70V69H64ZM88 70H90V69H88ZM97 70V69H96ZM97 70V71H98ZM104 70V69H103ZM225 71L227 70V69H224ZM258 70V69H257ZM260 70V69H259ZM259 70L256 72V70H253V71H255L256 73H258L259 72ZM21 71H22V69H21ZM67 71L68 70H66V73H67ZM219 71H221L220 70V68H219ZM228 71H230V70H228ZM251 71V70H250ZM252 71V72H253ZM260 71H262V72H264V70H260ZM6 72V71H5ZM9 72V71H8ZM94 72H95V70H94ZM100 72V71H99ZM206 72V71H205ZM224 72V71H223ZM231 72V75H232V73H234V71L232 72V71H230ZM237 71H235V73H236ZM245 73H246V71H244ZM54 73V74H53ZM65 73V72H64ZM78 73V72H77ZM207 73V72H206ZM208 73H209V71H208ZM226 73V72H225ZM238 73H239V69H238ZM238 73H236V75L238 74ZM247 73H249L250 74V72L248 71ZM17 74V73H16ZM52 74H53V76H52ZM75 74V73H74ZM74 74H71L72 76H74ZM101 74V73H100ZM103 74H104V71H103ZM102 74V75H103ZM220 74V73H219ZM230 74V73H229ZM249 74H247V75H249ZM252 74V73H251ZM255 73H253L252 75H254ZM258 74H260L261 75V73H258ZM21 75V74H20ZM30 76L31 77V79L30 80H34V82H33V84L31 85L30 84V82H29V84H30V86H28V82H27V80L25 81V79H26V76ZM70 75V74H69ZM76 75H79V74H75V76ZM108 75H111V73H109ZM225 75V77H226V74H224ZM231 75H229V76H231ZM239 75V77L238 78H240V76H242V75H240V74H238ZM246 75V74H245ZM264 75V74H263ZM262 75V76H263ZM7 76V75H6ZM52 76V77H51ZM72 76H69V77H72ZM21 77V76H20ZM53 78V79H51V78ZM68 77V76H67ZM78 77V76H77ZM76 77V78H77ZM80 77V76H79ZM86 77H88V74H87V76H86V74H85V77L84 78H86ZM244 77V76H243ZM253 77V76H252ZM254 77H257V75L256 76H254ZM11 78H12V76H11ZM56 78V77H55ZM65 78V77H64ZM73 79L75 78V77H72ZM80 78H82V77H80ZM80 78H78L79 80H80ZM84 78H82L83 79V82H84V80L85 81H90V79H84ZM242 78V77H241ZM245 78H246V76H245ZM245 78H243L244 80H245ZM14 79V78H13ZM68 79V78H67ZM72 79V80H73ZM81 79V80H82ZM242 79V80H243ZM250 79H253V78H249V80ZM256 79H258V77L256 78ZM261 79V78H260ZM55 80V79H54ZM77 81V82H79L80 83V81ZM236 80V79H235ZM254 80V79H253ZM17 81H20L19 79L17 80ZM64 81V80H63ZM74 81V80H73ZM72 81V82H73ZM75 81H76V79H75ZM93 81V80H92ZM236 81H238V80H236ZM235 81V82H236ZM246 81H248L247 80V78H246V80L244 81L245 83H246V85L248 86V84H247V82ZM256 81H258L259 82V79L258 80H256ZM27 82V83H26ZM57 82V81H56ZM71 82V83H72ZM91 82V81H90ZM94 82V81H93ZM92 82V83H93ZM243 81H242V83H244ZM249 82V81H248ZM257 82V83H258ZM260 82H261V80H260ZM59 83V82H58ZM58 83H56V84H58ZM87 83V82H86ZM254 83H256L255 82V80L253 81V83L250 81V84H254ZM256 83V84H257ZM262 83V82H261ZM17 84V83H16ZM89 84V83H88ZM87 84V85H88ZM256 84H255V86H256ZM258 84H260V83H258ZM8 85V84H7ZM6 85V86H7ZM12 85V84H11ZM83 85V86H82ZM87 85H86V87H85V84L84 83H82L81 84V86L82 87H84V89L83 90H86V88H88L87 87ZM93 86V88L95 87V83L92 85V84H89V86ZM240 85V84H239ZM261 85H263V83L261 84ZM90 86V87H91ZM243 86V85H242ZM59 87V86H58ZM71 87V86H70ZM80 87V86H79ZM78 87V88H79ZM89 87V88H90ZM249 87V86H248ZM251 87V86H250ZM263 87V86H262ZM18 88V87H17ZM53 88H55V87H53ZM61 88V87H60ZM96 88V87H95ZM258 88H261V86H259L258 85ZM9 89V88H8ZM10 89H12L11 87H10ZM69 89V88H68ZM75 89V88H74ZM73 89V90H74ZM80 89V88H79ZM78 89V90H79ZM249 89V88H248ZM76 90V89H75ZM6 91H7V89H6ZM67 91V90H66ZM80 91H81V89H80ZM90 91H92V88L90 89ZM261 91H263L262 90V88H261ZM10 92H12V90L10 91ZM79 92V91H78ZM93 92V91H92ZM251 92V91H250ZM52 93V92H51ZM68 93V92H67ZM70 93V92H69ZM72 93V92H71ZM88 93V92H87ZM90 93V92H89ZM95 93V92H94ZM12 95H13V93H11ZM15 94V93H14ZM75 94V93H74ZM74 94L72 95L73 97H74ZM83 94V93H82ZM85 94V93H84ZM90 94H93V93H90ZM89 94V95H90ZM66 95V94H65ZM80 95V94H79ZM88 95V94H87ZM89 95H88V97H89ZM8 96V95H7ZM6 96V97H7ZM52 96V95H51ZM55 95H53V97H54ZM62 96H63V94H62ZM84 96V95H83ZM57 97V96H56ZM63 97H65V96H63ZM8 98H10L9 96H8ZM17 98V97H16ZM15 98V99H16ZM55 98V97H54ZM54 98H51L50 97V100L49 101H51L52 99L54 100ZM82 98V97H81ZM86 98V97H85ZM44 99H45V97H44ZM48 99V98H47ZM74 99V98H73ZM10 100V99H9ZM14 100V99H13ZM52 100V101H53ZM65 100V99H64ZM69 99H67V101H68ZM86 100V99H85ZM44 101V100H43ZM47 101V100H46ZM51 101V102H52ZM55 101H56V99H55ZM70 101V100H69ZM79 101V100H78ZM41 102H42V100H41ZM45 102V101H44ZM57 102V101H56ZM71 102H72V99H71ZM75 102V101H74ZM81 102V101H80ZM102 102V101H101ZM100 102V103H101ZM106 102V101H105ZM104 102V103H105ZM35 103V102H34ZM33 103V104H34ZM47 103V102H46ZM60 103V102H59ZM70 103V102H69ZM69 103H68V105H69ZM100 103H98V107L100 106L99 104ZM256 103V102H255ZM40 104V103H39ZM53 105V107L55 108V106L57 105L55 102L53 103H50V105ZM101 104H103V102L101 103ZM10 105V104H9ZM21 105H23V104H21ZM29 105V104H28ZM41 105H44V103L42 102V104ZM55 105V106H54ZM61 105H62V103H61ZM66 105H67V103H66ZM65 105V106H66ZM73 105H74V103H73ZM94 105V104H93ZM103 105H105L106 107L108 106V102L107 103H105V104H103ZM34 106H36L35 104H34ZM44 106H46V107H48L46 104L44 105ZM70 106V105H69ZM76 106V105H75ZM74 106V107H75ZM95 106H96V104H95ZM111 106V105H110ZM11 107V106H10ZM14 107V106H13ZM29 107H31L30 105L28 106V108ZM33 107V106H32ZM31 107V108H32ZM37 107H39L38 106V104H37ZM61 107V106H60ZM60 107L58 108V110L60 109ZM67 107V106H66ZM66 107L64 108V109H66ZM71 107H73V106H70V108ZM82 107V106H81ZM113 107V106H112ZM15 108V107H14ZM14 108H12V109H14ZM33 108H35V107H33ZM51 108V107H50ZM49 108V109H50ZM68 108V107H67ZM76 108H78V107H76ZM80 108V107H79ZM109 108V107H108ZM116 108V107H115ZM38 109V108H37ZM53 109V108H52ZM62 109V108H61ZM60 109V110H61ZM97 109V108H96ZM106 110V112L110 115L111 114V112H113L114 113V111L115 110H112L111 108H109V109H111V110H109V111H111L110 113H109V111H108V109L107 108H105ZM26 111L27 109H23L22 111ZM45 112H47V109L45 108ZM29 111V110H28ZM28 111H26L27 113H28ZM43 111H44V108H43ZM73 111V110H72ZM77 111V110H76ZM79 111V110H78ZM15 112V111H14ZM26 112H25V115H26ZM38 112H41L40 111V109H39V111ZM38 112L36 111V113H37V117L38 116H40V115H42V114H40V115H38ZM44 112V113H45ZM68 112H71V111H68ZM80 112V111H79ZM91 112H93V111H91ZM30 113V112H29ZM28 113V114H29ZM34 114H35V112H33ZM64 113H65V110H64ZM67 113V112H66ZM83 113V112H82ZM96 113V112H95ZM49 114H51V113H49ZM49 114H47V115H49ZM60 114V113H59ZM105 114V113H104ZM116 114V113H115ZM119 114V113H118ZM24 115V114H23ZM31 115V114H30ZM43 115H45L46 116V114H43ZM42 115V116H43ZM72 115V114H71ZM92 115V114H91ZM96 115V114H95ZM107 115V114H106ZM16 116V115H15ZM29 116V115H28ZM33 116V115H32ZM41 116V117H42ZM50 116V115H49ZM51 116H52V114H51ZM97 116V115H96ZM111 117H113V119L112 120H115L116 119V117H117V120H116V122L114 121H112L111 120V118L110 117H108V115H107V117L108 118H110V120H111V122L116 126L117 125V127H118V123L119 122H117V121H121V117H120V114H119V117L116 115V117H115V115H113V114H111L110 115ZM23 116H21V118H22ZM31 117V116H30ZM34 117V116H33ZM32 117V119L31 118H29V117H27V118H29L27 121H29L30 119L32 120V122L34 123V118H36V117H34L33 118ZM39 118L40 120H42V118ZM56 117V116H55ZM68 117V116H67ZM99 117H101V116H99ZM103 118H104V116H102ZM106 117V116H105ZM106 117V119H108ZM20 118V117H19ZM48 116H47V119L46 120H48ZM58 118V117H57ZM64 118V117H63ZM69 118V117H68ZM74 118V117H73ZM95 118V117H94ZM93 118V119H94ZM120 118V119H119ZM38 119V118H37ZM62 119V118H61ZM75 119V118H74ZM86 119V118H85ZM106 119H104V121L106 120ZM119 119V120H118ZM124 119V118H123ZM30 120V121H31ZM45 120V121H46ZM51 119H49V121H50ZM53 120V119H52ZM88 120V119H87ZM86 120V121H87ZM91 120V119H90ZM98 120V119H97ZM25 121V120H24ZM39 121V120H38ZM43 121V120H42ZM78 121V120H77ZM95 121V120H94ZM103 121V122H104ZM108 122H109V120H107ZM35 122H37L36 120H35ZM41 122V121H40ZM44 122V121H43ZM65 122V121H64ZM66 122H67V120H66ZM81 123H82V121H80ZM84 122V121H83ZM123 122V121H122ZM23 123V122H22ZM25 123H27V122H25ZM31 123V122H30ZM46 123H48L49 124V122L47 121ZM45 122H44V124H46ZM84 123H86V122H84ZM89 123V122H88ZM117 123V124H116ZM121 123V122H120ZM37 124V123H36ZM35 124V125H36ZM60 124H61V122H60ZM59 124V125H60ZM73 124V123H72ZM76 124H78V123H76ZM80 124V123H79ZM111 123H108V125L107 126H109ZM113 124H111L110 126H109V128H107V129H110L111 127L113 128V127H115V126H113ZM22 125H24V124H22ZM27 125V124H26ZM33 126H34V124H32ZM31 125V126H32ZM59 125H58V127H59ZM67 125H68V123H67ZM69 125H71V123L69 124ZM75 125V124H74ZM83 125V124H82ZM87 125H89V124H87ZM86 124H85V126H87ZM30 126V127H31ZM45 126H47V127H49V126H51V124L50 125H45ZM55 126H57L56 124H55ZM62 126V125H61ZM8 127H9V125H8ZM24 127V126H23ZM35 127V126H34ZM46 127V128H47ZM72 127V126H71ZM73 127H75V126H73ZM78 127V126H77ZM104 127H106L105 126V123H104ZM113 128V130L111 129V131L112 132H115V130L116 131H118L119 130V127L118 128ZM0 128H2V126L0 127ZM33 128V127H32ZM56 128V127H55ZM65 128V127H64ZM82 128H83V126H82ZM5 129V128H4ZM3 129V130H4ZM36 129V128H35ZM42 129H44V128H42ZM50 129V128H49ZM57 129V128H56ZM59 129V128H58ZM63 129V128H62ZM61 129V130H62ZM71 129V128H70ZM73 129V128H72ZM74 129H76V128H74ZM91 129V128H90ZM100 129V128H99ZM115 129V130H114ZM28 130V129H27ZM26 130V131H27ZM46 131H48L47 129H45ZM53 130V129H52ZM86 130V129H85ZM41 131V130H40ZM45 131V132H46ZM62 131H64V130H62ZM68 131V130H67ZM73 131V130H72ZM71 131V132H72ZM111 131H108L109 133L111 132ZM35 132V131H34ZM42 132V131H41ZM55 132V131H54ZM75 132V131H74ZM94 132V131H93ZM125 132V131H124ZM33 133V132H32ZM59 133V132H58ZM66 133V132H65ZM69 134H70V131L68 132ZM82 133H84V132H82ZM81 133V134H82ZM117 133V132H116ZM121 133V131L119 130L118 131V133H117V135L118 134H120ZM9 134V133H8ZM46 134H48V136L50 135L49 134V132H46ZM53 134V133H52ZM57 134V133H56ZM64 134V133H63ZM74 134V133H73ZM78 134V133H77ZM96 134V133H95ZM106 134H107V130H106ZM111 135L113 134V133H110ZM122 134V133H121ZM121 134L119 135L120 136V139H121ZM20 135V134H19ZM55 135V134H54ZM71 135V134H70ZM80 135V134H79ZM87 135H89V134H87ZM104 135V134H103ZM109 137H113V135L112 136H110L109 134H107ZM106 135V136H107ZM124 135V134H123ZM7 136V135H6ZM41 136V135H40ZM46 136V135H45ZM57 136V135H56ZM55 136V137H56ZM61 136V135H60ZM90 136V135H89ZM93 136H95V135H93ZM97 136V135H96ZM100 136V135H99ZM105 136V135H104ZM103 136V137H104ZM119 136H118V138H119ZM52 137H53V135H52ZM59 137V136H58ZM62 137V136H61ZM71 137V136H70ZM73 137V136H72ZM76 137V136H75ZM83 137V136H82ZM109 137H108V139H109ZM123 137V136H122ZM9 138V137H8ZM7 138V139H8ZM20 138V137H19ZM35 138V137H34ZM38 138V137H37ZM68 138V137H67ZM81 138V137H80ZM92 138V137H91ZM91 138H89V139H91ZM7 139H6V141H7ZM20 139H24V137H21ZM19 139V140H20ZM53 139V138H52ZM62 139H63V137H62ZM65 139V138H64ZM63 139V140H64ZM71 139V138H70ZM86 139H87V137H86ZM88 139V140H89ZM111 139V138H110ZM110 139L109 140H107V138H106V140L107 141H109L110 142ZM114 139L116 140L117 139V137H116V134H115V137H114ZM120 139H118L119 141H121ZM125 139V138H124ZM127 139V138H126ZM125 139V140H126ZM11 140V139H10ZM46 140V139H45ZM53 140H55V139H53ZM78 140H79V137H78ZM94 140V139H93ZM92 140V141H93ZM112 140H113V138H112ZM12 141V140H11ZM26 143L24 144L25 145V147L24 148H22V150H20V152H19V154H18V158H16L14 155L16 154V152H15V154L13 155L15 158H13V159H15V165L14 164H12L11 166H8V167H6V168H8L9 169V172L11 173V172H14L15 174H16V176H17V178H18V180H19V185L18 186H20V187H22L21 189H22V191L23 192H26V194L28 195L27 197H31V198H28L27 200H29V199H31L30 200V202L31 203H33L34 204V202H37V203H40V204H42V205H47L50 201H51V196L53 195V192H52V195H50V194H45V193H43V191L45 190V188H44V190L42 189V187H41V189L42 190H37V189H34V186H36L35 188H39L38 186H48L49 187V185L51 186V185H53V184H51L53 181H51V177L50 178H47V174H45L44 173V171H46V168L45 167H43V163L41 164H36L35 165V163H36V159L34 158H32V159H30V158H24V155L27 153V151H28V149H30L31 151L30 152H36V153H40L39 152V148L40 147H38V148H36V147H34L35 146V144L33 145V146H31V144L30 143H28L27 142V140L25 139L24 140ZM56 141V140H55ZM58 141V140H57ZM65 141V140H64ZM69 141V140H68ZM86 141V140H85ZM119 141L118 142H114V140H113V142L116 144V145H118L119 144ZM123 141V140H122ZM121 141V142H122ZM127 141V140H126ZM126 141L124 142L125 143V145H127L126 144ZM3 142V141H2ZM5 142V141H4ZM59 142V141H58ZM81 142V141H80ZM82 142H84V141H82ZM89 142V141H88ZM87 142V143H88ZM97 142H100V141H97ZM121 142H120V144H121ZM9 143V142H8ZM11 143V142H10ZM10 143L8 144L9 146H10ZM69 143V142H68ZM68 143L66 144V151L67 150H72L73 149V144H72V148L71 147H69V148H71V149H67V145H68ZM74 143V142H73ZM87 143H85L86 145H88L89 146V144H87ZM112 143V142H111ZM113 143V144H114ZM123 143V144H124ZM130 143V142H129ZM5 144H6V142H5ZM21 144H22V141H21ZM63 144H64V142H63ZM71 144V143H70ZM77 144H79V143H77ZM82 144V143H81ZM109 144V143H108ZM114 144V145H115ZM2 145H4L3 143H2ZM17 145V144H16ZM23 145V144H22ZM23 145V146H24ZM39 145V144H38ZM37 145V146H38ZM61 145V144H60ZM92 145V144H91ZM90 145V146H91ZM113 145V146H114ZM124 145V146H125ZM130 145V144H129ZM6 146H7V144H6ZM8 146V147H9ZM40 146V145H39ZM62 146V145H61ZM76 146V145H75ZM74 146V147H75ZM79 146V145H78ZM83 146V145H82ZM90 146L88 147V149H86L87 148V146H84L85 147V149L86 150H89V148H90ZM112 146V144L110 145V147ZM113 146L111 147V148H113ZM119 146V145H118ZM117 146V147H118ZM121 146H122V144H121ZM123 146V147H124ZM131 146V145H130ZM130 146H129V148H130ZM4 147V146H3ZM15 147V146H14ZM13 147V148H14ZM19 147H22V146H19ZM27 147H28V149H27ZM41 147H44L43 145L41 146ZM50 147V146H49ZM60 147V146H59ZM64 147V146H63ZM84 147H83V150H85L84 149ZM93 147V146H92ZM91 147V148H92ZM128 147V146H127ZM132 147V146H131ZM78 148H80V147H78ZM98 148H99V146H98ZM97 148V149H98ZM101 148V147H100ZM122 148V147H121ZM124 148H126V146L124 147ZM128 148V149H129ZM45 149V148H44ZM64 149V148H63ZM113 149H115V146H114V148ZM119 149V148H118ZM127 148L126 149H124L125 150V153H124V155L123 156H125V157H123V158H126L125 160H127V157H129L128 158V160H127V162H125V163H127V165H128V161H129V163H131V161H132V156L131 155H133V154H130V155H128L127 156V151H129L130 149H132V148H130L129 150H128ZM4 150V149H3ZM17 150V149H16ZM50 150H52L51 148H50ZM91 150V149H90ZM93 150V149H92ZM92 150H91V152H92ZM99 150V149H98ZM117 150V149H116ZM122 150H123V148H122ZM127 150V151H126ZM14 151V150H13ZM18 151H19V149H18ZM65 151V150H64ZM131 151V150H130ZM133 151V150H132ZM11 152V151H10ZM29 152V151H28ZM43 152V153H42ZM41 153L44 155V151H42ZM54 152V151H53ZM70 152V151H69ZM72 152V151H71ZM79 152H80V150H79ZM83 152V151H82ZM96 152V151H95ZM1 153V152H0ZM8 153V152H7ZM47 153V152H46ZM45 153V154H46ZM58 153V152H57ZM81 153V152H80ZM85 153H88V152H86L85 151ZM114 153V152H113ZM119 153V152H118ZM131 153V152H130ZM133 153H135V152H133ZM30 154V153H29ZM35 153H33V155H34ZM41 154V155H42ZM55 154V153H54ZM77 154V153H76ZM89 154V153H88ZM121 154V153H120ZM42 155V156H43ZM71 155H73V154H71ZM99 155V154H98ZM98 155H97V157H98ZM119 155V154H118ZM117 155V156H118ZM3 156V155H2ZM11 156H12V152H11ZM26 156V155H25ZM37 156H40V154L39 155H37ZM36 156V157H37ZM74 156V155H73ZM76 156V155H75ZM80 156V155H79ZM88 156H90V155H88ZM95 156H96V154H95ZM95 156H92V157H95ZM112 156V155H111ZM127 156V157H126ZM28 157V156H27ZM31 157V156H30ZM100 157V156H99ZM132 157V158H131ZM40 158V157H39ZM75 158H78V157H75ZM81 158V157H80ZM101 158V157H100ZM109 158V157H108ZM115 158H116V156H115ZM138 158V157H137ZM38 159V158H37ZM41 159V158H40ZM48 159H49V155H48ZM82 159V158H81ZM80 159V160H81ZM98 159V158H97ZM12 160V159H11ZM39 160V159H38ZM43 160V159H42ZM44 160H46V161H48L47 159H44ZM76 160V159H75ZM90 160V159H89ZM104 160V159H103ZM102 160V161H103ZM134 160V159H133ZM54 161V160H53ZM57 161V160H56ZM63 161H64V159H63ZM91 161V160H90ZM93 161V160H92ZM94 161H96V159L94 160ZM106 161H108V160H106ZM120 161V160H119ZM37 162H39V161H37ZM60 162V161H59ZM77 162V161H76ZM81 162H83L82 160H81ZM115 162V161H114ZM117 162V161H116ZM123 162V161H122ZM134 162V161H133ZM90 163V162H89ZM88 163V164H89ZM109 163V162H108ZM120 163V162H119ZM135 163V162H134ZM133 163V164H134ZM49 164V166L51 167V165H50V163H48ZM52 164V163H51ZM58 164H60V163H58L57 162V165ZM94 164V163H93ZM96 164V163H95ZM103 164V163H102ZM102 164H100V165H102ZM114 164V163H113ZM116 164H118V163H116ZM136 164V163H135ZM6 165V164H5ZM38 165H42L41 167H42V169L43 168H45L44 169V171L40 168V167H38ZM45 165V164H44ZM70 165V164H69ZM73 165V164H72ZM121 165V164H120ZM127 165L125 166V167H127ZM130 165V164H129ZM132 165V164H131ZM67 166V165H66ZM95 166V165H94ZM98 166V165H97ZM104 166H105V164H104ZM107 166H108V164H107ZM112 166L113 165H111L110 167L112 168ZM123 166V167H124ZM47 167V166H46ZM85 167V169H82V170H84V172H87L86 171V166L84 165L83 166V168ZM120 167V166H119ZM133 167V166H132ZM5 168V167H4ZM66 168H68V167H66ZM105 168V167H104ZM130 168V167H129ZM69 169V168H68ZM74 169V168H73ZM122 169V168H121ZM123 169H125V168H123ZM1 170H3V169H0V172H1ZM93 170V169H92ZM94 170H95V168H94ZM93 170V171H94ZM97 171L99 170V169H96ZM95 170V171H96ZM103 170V169H102ZM101 170V171H102ZM106 170V169H105ZM113 170V169H112ZM127 170V169H126ZM131 170V169H130ZM129 169L127 170V171H130ZM5 171H7V170H5ZM4 171V172H5ZM96 171V172H97ZM111 170H109L108 172H110ZM133 171H135V170H133ZM3 172V171H2ZM1 172V173H2ZM8 172V171H7ZM103 172V171H102ZM131 172V173H130ZM129 172V174L130 175H132L133 173H132V170ZM56 173V172H55ZM55 173H54V175H55ZM104 173H106V171L104 172ZM112 174H114L113 172H111ZM126 174H128L127 172H125ZM5 175H3V176H5L6 177V173H4ZM8 174V173H7ZM13 174V173H12ZM57 174H59V172L57 173ZM56 174V175H57ZM92 174V173H91ZM96 174V176H98V172L97 173H95ZM110 174V173H109ZM123 174H124V172H123ZM125 174V175H126ZM10 175V174H9ZM52 175V174H51ZM55 175V176H56ZM115 175V174H114ZM129 175V176H130ZM95 176V177H96ZM100 176V175H99ZM98 176V177H99ZM102 176V175H101ZM105 176V175H104ZM121 176H122V174H121ZM127 177L128 179L130 178H133L132 176H130V177ZM135 176V175H134ZM62 176H60V178H61ZM64 177V176H63ZM103 177V176H102ZM108 177H109V175H107L106 176V178H107V180H108ZM114 177H116V176H114ZM113 177V178H114ZM125 177V176H124ZM123 177V178H124ZM139 177H140V175H139ZM4 178V177H3ZM13 178H15V177H13ZM13 178H12V180H13ZM47 178V179H46ZM54 178H57L58 180H59V178L58 177H54ZM53 177H52V179H54ZM65 178H67V177H65ZM64 178V179H65ZM110 178V177H109ZM111 178H112V176H111ZM120 178V177H119ZM122 178V179H123ZM9 179V178H8ZM103 179V178H102ZM128 179H126L127 181H125L124 182V185H126V184H128V183H130L131 181H132V179L131 180H129L130 182H128ZM4 180H6V179H4ZM3 180V181H4ZM17 180V181H18ZM101 180V179H100ZM56 181V179H54V182ZM60 181V180H59ZM65 181V180H64ZM103 181H104V183H105V181L106 180H104L103 179ZM110 180H108V181H106L107 183L109 182ZM6 182V181H5ZM62 182V181H61ZM60 182V183H61ZM80 182V181H79ZM111 182H112V180H111ZM119 182V181H118ZM128 182V183H127ZM13 183V182H12ZM58 183V186H59V182H57ZM57 183H55V184H57ZM64 183H66V182H64ZM75 183V182H74ZM106 183V184H107ZM110 183V182H109ZM114 183H116V184H120L121 183V181H120V183H117V182H115V179H114V181H113V183H112V185L114 186ZM62 184V183H61ZM60 184V185H61ZM73 184V183H72ZM76 184V183H75ZM116 184H115V186H116ZM122 184H123V182H122ZM122 184H120V185H122ZM3 185H4V182H3ZM3 185H0V187L1 186H3ZM12 185V184H11ZM63 186H64V184H62ZM65 185H67V184H65ZM74 185V184H73ZM124 185H122V186H124ZM5 186V185H4ZM3 186V187H4ZM62 186V187H63ZM107 187L109 186V187H111L110 186V184L109 185H106ZM33 187V188H32ZM53 187H54V185H53ZM108 187V188H109ZM32 188V189H31ZM61 188V187H60ZM116 188V187H115ZM115 188H114V190H115ZM4 189H5V187H4ZM10 189V188H9ZM16 189V188H15ZM46 189H47V187H46ZM50 189V188H49ZM54 190H55V187L53 188ZM62 189H65V187L64 188H62ZM112 189V188H111ZM110 188H109V190H111ZM33 190H35L34 192L36 193L37 191V193L36 194H32V191ZM37 190V191H36ZM51 191H52V189H50ZM50 190H48V191H50ZM118 190V189H117ZM124 190V189H123ZM5 191H6V189H5ZM18 191L19 192H22L21 190H19L18 189ZM39 191H40V193H39ZM46 192H47V190H45ZM14 192V191H13ZM19 192H17V193H19ZM31 192V193H30ZM58 192V195H60V194H62L63 195V193H65V191L64 192H62V193H60L59 191H57ZM57 192H56V194H57ZM121 192H122V190H121ZM49 193H51V192H49ZM60 193V194H59ZM108 193V192H107ZM115 193V192H114ZM116 193H118V192H116ZM1 194V193H0ZM31 194V195H30ZM55 193H54V196L56 195ZM67 194V193H66ZM66 194H64V195H66ZM70 194V195H69ZM78 194V193H77ZM111 194H113V193H111ZM125 194V193H124ZM2 195V194H1ZM18 195V194H17ZM20 195H23V194H21L20 193ZM17 196V197H21V198H24V197H26L25 196V193H24V197L23 196ZM57 195V196H58ZM80 195V194H79ZM116 195V194H115ZM120 195V194H119ZM127 195V194H126ZM11 196V195H10ZM56 196V197H57ZM88 196V195H87ZM114 196V195H113ZM122 196V195H121ZM125 196V195H124ZM33 197V198H32ZM66 197H67V195H66ZM69 197H71L72 198V193H68V198ZM77 197V196H76ZM116 197H118L119 198V196H116ZM116 197H114V199L116 198ZM1 198V197H0ZM5 198V197H4ZM53 198V197H52ZM58 198H60V197H58ZM63 198H65L64 196H63ZM26 199V198H25ZM70 199V198H69ZM119 199H124V198H119ZM55 200V199H54ZM53 200V201H54ZM58 200V199H57ZM60 200V199H59ZM73 199H71V201H72ZM116 200H117V198H116ZM21 201V200H20ZM22 201H23V199H22ZM3 202V201H2ZM10 202V201H9ZM8 202V203H9ZM25 201H23V202H19V205H18V207H20V205H21V207H22V203H24ZM26 202H28V203H30L29 201H26ZM56 202V201H55ZM60 203H61V201H59ZM66 202H67V200H66ZM27 203V204H28ZM29 204V206H31V208H30V210L33 208L32 206V204ZM114 203V202H113ZM119 203V202H118ZM123 203V202H122ZM49 204H51V203H49ZM55 203H53V205H54ZM56 204H59V203H56ZM116 204H117V202H116ZM12 205V204H11ZM60 205H62V203L60 204ZM126 205H128V204H126ZM10 206V205H9ZM25 206V205H24ZM29 206H27V207H29ZM34 206H36L37 207V204L35 203V205ZM63 206V205H62ZM129 206V205H128ZM39 207V206H38ZM37 207V208H38ZM123 207H126L125 205L123 206ZM14 208H15V206H14ZM36 208V209H37ZM48 208H51V207H48ZM56 208H58V206L56 207ZM62 208V207H61ZM64 208L65 207H63V210H64ZM129 208V207H128ZM8 209V208H7ZM11 209V208H10ZM22 209H24V211L26 210L25 209V207H22ZM35 209V208H34ZM60 209V208H59ZM67 209H69V208H67ZM81 209V208H80ZM123 209V208H122ZM125 209V208H124ZM135 209V208H134ZM18 210V209H17ZM21 209H19L18 211H20ZM44 211H45V209H43ZM43 210H41V211H43ZM46 210H50V209H46ZM52 210V209H51ZM54 210V209H53ZM61 210V209H60ZM66 210V209H65ZM91 210V209H90ZM126 210V209H125ZM17 211V212H18ZM23 211V212H24ZM27 211V210H26ZM25 211V212H26ZM8 212H9V210H8ZM17 212L15 213L14 212V214L17 216ZM21 213H23L22 212V210L20 211ZM46 212H49V211H46ZM57 211L55 210V213H56ZM20 213V214H21ZM28 213H29V211H28ZM44 213V212H43ZM51 212H49V214H50ZM54 213V214H55ZM84 213L85 212H81L80 214H83V215H78V214H75L76 216L78 215V216H80L81 218H79L80 220L79 221H81L82 220V216H84ZM90 213L91 212H89V216H90ZM93 213V212H92ZM19 214V213H18ZM24 214V213H23ZM46 214V213H45ZM53 214V215H54ZM95 213H93V214H91L92 215V217L94 216L95 217V220H94V218H93V220H94V222L95 223H92V225L94 224V226H92L93 227V229H96L97 228V226H98V224L96 225V220H97V218H96V216L94 215ZM6 215V214H5ZM10 214H8L7 216H9ZM14 215V216H15ZM25 215V214H24ZM33 215V214H32ZM36 215H38V214H36ZM36 215H35V218H36ZM53 215L51 216V217H53ZM13 216V214H12V217H11V215H10V218H13L14 217ZM15 216V217H16ZM26 216V215H25ZM29 216V215H28ZM30 216H31V214H30ZM34 216V215H33ZM42 216V215H41ZM62 216V215H61ZM60 216V217H61ZM73 216V215H72ZM78 216H77V218H78ZM89 216H84V217H86V218H84L83 217V220L81 221V222H84V219H90L91 220V217L89 218ZM27 217V216H26ZM25 217V218H26ZM49 217V216H48ZM68 217V216H67ZM66 217V218H67ZM71 217V216H70ZM70 217H68V219L66 220V222H68V220L70 219ZM2 218H8V219H10L9 217H2ZM18 218H20V217H18ZM22 218V217H21ZM32 218V217H31ZM34 218V217H33ZM45 218H46V216H45ZM59 218V217H58ZM76 218V217H75ZM1 219V218H0ZM37 219V218H36ZM39 219V218H38ZM42 219H43V217H42ZM50 219V218H49ZM53 219V218H52ZM55 219H57V218H55ZM54 219V220H55ZM73 220H74V218H72ZM2 220V219H1ZM15 220V219H14ZM16 220H17V217H16ZM15 220V221H16ZM23 220V219H22ZM22 220H19V221H17L18 223H19V225L20 224H23L24 222H21L20 223V221H22ZM29 220V219H28ZM35 220V219H34ZM46 220V219H45ZM51 220V219H50ZM49 220V221H50ZM73 220H71V221H73ZM99 220V219H98ZM98 220H97V222H98ZM5 221V220H4ZM11 221H12V219H11ZM14 221V222H15ZM25 221V220H24ZM44 221V220H43ZM47 221H48V219H47ZM76 223H74V224H77V223H79L78 222V219H76ZM85 221H87V222H91V221H88V220H85ZM102 221V220H101ZM34 222V221H33ZM57 222H59V221H57ZM70 222V221H69ZM69 222H68V224H69ZM75 222V221H74ZM6 223V222H5ZM5 223H2V221L0 222V227L4 230H6V229H8V227L7 226H5ZM8 223H11V222H8ZM27 223H29V221H27ZM37 223H41V222H37ZM43 223V222H42ZM64 223V222H63ZM62 223V225H67V224H63ZM111 223V222H110ZM3 224H4V226H3ZM13 224V223H12ZM15 224H16V222H15ZM44 224H46L45 222H44ZM43 224V225H44ZM49 224V223H48ZM47 224V225H48ZM82 224V223H81ZM84 224H86V223H84ZM90 223H88V225H89ZM100 224V223H99ZM108 224H109V221H108ZM6 225H9V224H7L6 223ZM11 225V224H10ZM10 225H9V229H10V233H8L9 235L7 236V232L9 231H7L6 230V236H4V235H0V264H36V260L35 259H33V255H35V253H37V255H40V259H42L43 260V258L44 257H42V256H44L45 255V253H48V252H52L53 254L55 253V254H57L58 255V257H56L55 255L53 256V259L56 261V264H64V263H66V261H68V264H80V261H79V258H77L76 257V255H75V257L74 258H70V256L69 257H65L64 256V251H65V249H67L68 248V246H70V247H72V245H74V244H72V245H68L67 244V248H66V240L65 241H63V238H64V229H66L65 227H60L59 226V228L57 229V232H55V233H53L54 235L51 237V236H49V235H45V231L43 232V234H41L40 232H38L37 230V232L34 230V229H36V227H30V225L28 226V224L26 225V223H25V226L26 227H24L23 225H22V227H21V225H20V227H18V226H16V225H18V224H16L15 226L13 225V226H11V228H10ZM32 225H33V223H32ZM50 225H51V223H50ZM56 225V224H55ZM86 226V225H84V226H86V227H88L89 228V226ZM96 225V226H95ZM100 225H101V227H100ZM98 227H100V228H102V232H105V233H107L108 231H106L107 229H105V231H103L104 229L103 228H106V227H104V225H103V223L102 224H100ZM36 226V225H35ZM39 225H37V229H39V227H38ZM72 226V225H71ZM103 226V227H102ZM15 227H17V229L15 230ZM43 227V226H42ZM42 227H41V229H42ZM69 227H70V225H69ZM73 227V226H72ZM75 227V226H74ZM78 228H79V225L77 226ZM76 227V228H77ZM95 227V228H94ZM139 227V226H138ZM14 228V229H13ZM55 228V227H54ZM140 228V227H139ZM40 229V230H41ZM48 229V228H47ZM70 229V228H69ZM74 229V228H73ZM72 229V230H73ZM91 229V228H90ZM98 229V231H99V228H97ZM3 230L1 231L0 230V232H3ZM19 230H20V235H19ZM51 230H52V228H51ZM72 230H71V232H72ZM77 230V229H76ZM75 230V231H76ZM80 230V229H79ZM83 230H86V228L85 229H83ZM101 230V229H100ZM48 231H49V229H48ZM67 231V230H66ZM65 231V232H66ZM74 231V230H73ZM87 231V230H86ZM88 231H91V230H88ZM34 232H35V234L37 235V233H39L40 234V236H38V239H37V241L35 240H33L34 239V237H33V235H34ZM69 232V231H68ZM67 232V233H68ZM71 232H70V235H71ZM94 232H96L95 230H94ZM93 232V233H94ZM74 233H76V232H74ZM78 233V232H77ZM76 233V235L78 236V234ZM85 233V232H84ZM109 233V232H108ZM3 234H5V233H3ZM29 234V235H28ZM31 234H33L32 236H31ZM38 234V235H39ZM47 234V233H46ZM49 234V233H48ZM73 234V233H72ZM68 235V237H69V239H70V235H69V233L67 234ZM66 235V236H67ZM75 235V236H76ZM79 235H80V233H79ZM35 236V235H34ZM73 237H74V234L72 235ZM85 236V235H84ZM95 236V235H94ZM98 237L100 236V234H99V232H98V235H97ZM97 236H95V237H97ZM103 237L104 236H107V235H102ZM109 236H111V234L109 233ZM31 237H33V238H31ZM37 237V236H36ZM81 237H82V235H81ZM88 237V236H87ZM103 237H101V238H103ZM29 238H31V239H29ZM51 238V239H50ZM75 238V237H74ZM86 238V237H85ZM100 238V239H101ZM111 238V237H110ZM110 238H108V240L110 239ZM65 239H66V237H65ZM77 238H75V240H76ZM93 239V238H92ZM95 239V238H94ZM100 239H98V241L100 240ZM106 239V238H105ZM74 240V239H73ZM74 240V241H75ZM103 240V239H102ZM108 240H107V242H108ZM69 242L71 241V240H68ZM83 242H84V239L82 240ZM98 241H95V242H97L98 243ZM109 241H111V239L109 240ZM106 242V241H105ZM113 242L114 241H112V243H110L109 245H113ZM101 243V242H100ZM70 244V243H69ZM88 246V248H86L87 246ZM84 245H85V247L84 248H86L87 250L90 248L89 247V245L87 244V242L85 243ZM95 243H94V241H92V245H94ZM118 244V243H117ZM116 243H115V248H118ZM97 245V244H96ZM101 245V244H100ZM106 245H108V243L106 244L105 243V246ZM117 245V246H116ZM95 247V246H94ZM109 248H110V246H108ZM74 248V247H73ZM102 248V247H101ZM104 248V247H103ZM70 249V248H69ZM75 249V248H74ZM105 249V248H104ZM91 250H93V249H91ZM96 250V249H95ZM94 250V251H95ZM105 250H108V248L107 249H105ZM110 250V249H109ZM109 250H108V252H107V254L109 253ZM113 250H114V248H113ZM110 251V253H109V255H111L112 253L111 252H115L116 250H114V251ZM69 250H67V252H68ZM102 251V250H101ZM118 251V250H117ZM72 252H75V251H72ZM72 252H71V254H72ZM85 252H86V250H85ZM89 252H90V249H89ZM95 252H97V250L95 251ZM92 253H93V251H92ZM102 253V252H101ZM100 253V254H101ZM135 253V252H134ZM49 255H50V253H48ZM75 253H73V255H74ZM90 254H91V252H90ZM104 255H105V252L103 253ZM117 253L115 252V254L114 255H116ZM144 254V253H143ZM52 255V254H51ZM50 255V256H51ZM66 255V254H65ZM92 256L94 255V253L93 254H91ZM109 255H106V256H104V257H107L108 256V258L107 259H109ZM113 255V257H115ZM138 255H141V254H138ZM149 255V254H148ZM152 255V254H151ZM95 256V255H94ZM96 256H98V252H97V255ZM95 256V257H96ZM102 256V255H101ZM134 256V255H133ZM133 256H131L132 258H133V261L136 263V264H138L137 263V261H139V259L136 261V259L134 260V257ZM135 256H137V255H135ZM155 256V255H154ZM35 257V256H34ZM45 257H47V256H45ZM73 257V256H72ZM88 257V256H87ZM103 257V256H102ZM102 257H99V258H101V259H106V258H102ZM148 257V256H147ZM35 258H37V256L35 257ZM51 258V257H50ZM90 258V257H89ZM141 258V257H140ZM142 258H143V256H142ZM141 258V259H142ZM150 258V257H149ZM152 258V257H151ZM46 259V258H45ZM47 259H48V257H47ZM52 259V258H51ZM53 259H52V261H53ZM96 259L97 260H99L98 259V257H96ZM95 259V260H96ZM110 261H114L115 259L114 258H112V256H110ZM114 259V260H113ZM148 259V258H147ZM146 259V260H147ZM167 259V258H166ZM165 259V260H166ZM38 260V259H37ZM96 260V261H97ZM127 261H128V258L126 259ZM144 260V259H143ZM143 260H140V261H142L141 263L143 264L144 263V261ZM145 260V261H146ZM149 260V259H148ZM151 260V259H150ZM149 260V261H150ZM164 259H163V256H161V257H157V258H154L153 259V263L152 264H157V262L158 261H161L162 263L161 264H164L166 261H165ZM47 261V260H46ZM50 261V260H49ZM85 261H87V260H85ZM107 261V260H106ZM105 261V264L107 263ZM121 261V260H120ZM123 261V260H122ZM41 262V261H40ZM45 262V261H44ZM83 263H84V261H82ZM98 262H100V260L98 261ZM109 262V261H108ZM126 262V261H125ZM125 262L123 263V264H125ZM147 262L148 261H146V264H147ZM169 262V261H168ZM179 262V261H178ZM190 262V261H189ZM46 263V262H45ZM97 263V262H96ZM101 263H103V262H101ZM127 263H129V264H131L132 262L130 261V262H127ZM126 263V264H127ZM140 263V264H141ZM47 264H49L48 262H47ZM53 264V263H52ZM55 264V263H54ZM98 264H100V263H98ZM117 264H118V261H117ZM145 264V263H144ZM149 264H151V262L149 263ZM159 264H160V262H159Z\"/></svg>",
    "mask_w": 264,
    "mask_h": 264
}]
</instances>
